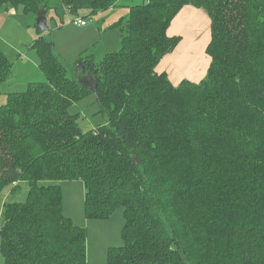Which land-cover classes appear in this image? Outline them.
Wrapping results in <instances>:
<instances>
[{
	"label": "trees",
	"instance_id": "1",
	"mask_svg": "<svg viewBox=\"0 0 264 264\" xmlns=\"http://www.w3.org/2000/svg\"><path fill=\"white\" fill-rule=\"evenodd\" d=\"M120 1L0 0V12L84 19ZM135 1L115 24L119 50L79 59V73L36 29L45 80L0 106V193L29 186L3 206V264H86V230L62 212L72 181L86 220L123 211L107 264H264V0ZM185 6L210 20V63L199 83L173 86L155 68L180 42L167 30ZM10 72L0 51V84ZM90 93L106 121L83 131L68 108Z\"/></svg>",
	"mask_w": 264,
	"mask_h": 264
},
{
	"label": "rangeland",
	"instance_id": "2",
	"mask_svg": "<svg viewBox=\"0 0 264 264\" xmlns=\"http://www.w3.org/2000/svg\"><path fill=\"white\" fill-rule=\"evenodd\" d=\"M57 2L59 0H51L52 5ZM133 4L137 2L121 0L116 8L84 18L88 25L82 30H77L71 23L75 17L69 14L58 17L52 10H49L46 13L48 31L44 33L45 37L54 44L53 52L61 63L71 72H76L79 59L91 55L94 61L98 62L104 55L119 50L121 32L115 24L128 14V7ZM15 10L14 14H5V10L0 12L1 17L2 15L4 17L3 22H0V51L11 64L10 75L5 82L0 84V106L6 103L8 93L23 92L29 83L45 80L38 68L39 57L32 48L33 40L40 36L36 31V16L33 13H25L21 6ZM81 13L82 16L88 15L86 11ZM208 26L210 28V20ZM208 26L203 22L196 26L190 23L182 29L181 44L177 47L176 54L191 58L189 61L193 65L186 70L190 74H193L191 70L194 65L199 73L206 68L208 56L205 54V48L210 38ZM198 41L201 42L198 43ZM187 57L180 62L182 66L190 64ZM80 80L89 81V75H82ZM68 112L77 115L76 121L83 131L96 129L106 121V115L101 112L93 93L72 104ZM28 191L29 186L26 182H21L14 192L11 186L2 190L0 193V229L3 225L4 204L26 202ZM61 193L63 215L69 218L75 226L86 230V264H107L108 250L123 245L121 239L124 224L122 209H116L105 220H86L83 184L79 181L63 183ZM3 262L0 252V264Z\"/></svg>",
	"mask_w": 264,
	"mask_h": 264
},
{
	"label": "crops",
	"instance_id": "3",
	"mask_svg": "<svg viewBox=\"0 0 264 264\" xmlns=\"http://www.w3.org/2000/svg\"><path fill=\"white\" fill-rule=\"evenodd\" d=\"M116 7H113V8H116ZM113 8H111V9H113ZM4 10L6 11L5 14H14L16 11L15 9H13L11 7H6ZM3 20H4L3 15H2V17L0 15V22L2 23ZM200 22H203L204 25L205 24H207V26L209 25V18L207 16V14L201 9H196L192 6H185L182 8V10L177 14V16L171 22L170 27L167 30V35H168V37H179L180 43L177 45V47H179V45L181 44V38H182V32H183L182 29L185 28L190 23L195 24V26H196ZM87 25L85 27H77L75 25H73V26H75V28H77V30H82V29H85L87 27ZM208 29H209V33H210L209 26H208ZM36 39L33 40V43ZM209 41H210V38H209ZM53 46H54V44H53ZM177 47L173 50L172 53L166 55L160 61V63L155 68L156 72L159 74L165 73L173 86H178L180 84V82L183 80H187V81H190L193 83H199L206 75V72H207V69H208L209 63H210V58L205 57L206 58V68L201 73H199V72H197V70H195V65H194L192 70H191V72L193 74H190V73L186 72V70H189L188 67H192L191 66L192 62L189 61V60H191V58L187 57L186 55L185 56L184 55L178 56V54H176V51L178 49ZM205 50H206V48H205ZM184 57L188 58V63H190V64H183V66L181 65L180 62L182 61V59ZM63 183H66V182H62L61 184H63ZM83 189H84V187H83Z\"/></svg>",
	"mask_w": 264,
	"mask_h": 264
},
{
	"label": "water",
	"instance_id": "4",
	"mask_svg": "<svg viewBox=\"0 0 264 264\" xmlns=\"http://www.w3.org/2000/svg\"><path fill=\"white\" fill-rule=\"evenodd\" d=\"M36 26L41 33H45L48 31V27L46 24V10H41L38 12L36 16ZM81 69H82V63L78 62L76 72L79 73ZM93 93H94V89H93Z\"/></svg>",
	"mask_w": 264,
	"mask_h": 264
},
{
	"label": "built area",
	"instance_id": "5",
	"mask_svg": "<svg viewBox=\"0 0 264 264\" xmlns=\"http://www.w3.org/2000/svg\"><path fill=\"white\" fill-rule=\"evenodd\" d=\"M71 23L77 27H85L87 25V22L82 18H75ZM16 183H14V186Z\"/></svg>",
	"mask_w": 264,
	"mask_h": 264
},
{
	"label": "bare ground",
	"instance_id": "6",
	"mask_svg": "<svg viewBox=\"0 0 264 264\" xmlns=\"http://www.w3.org/2000/svg\"><path fill=\"white\" fill-rule=\"evenodd\" d=\"M200 42H201V41H198V43H200ZM201 58H203V57H201ZM198 64H199V63H198ZM198 64H196V65H198ZM192 65H193V64H192ZM192 65H191V66H192ZM199 68H200V67H199ZM200 69H201V68H200ZM202 69H203V67H202ZM202 71H203V70H201V72H202ZM201 72H200V73H201Z\"/></svg>",
	"mask_w": 264,
	"mask_h": 264
}]
</instances>
